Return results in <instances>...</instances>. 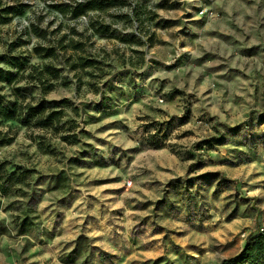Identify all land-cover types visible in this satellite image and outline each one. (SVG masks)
Listing matches in <instances>:
<instances>
[{
  "label": "rangeland",
  "instance_id": "rangeland-1",
  "mask_svg": "<svg viewBox=\"0 0 264 264\" xmlns=\"http://www.w3.org/2000/svg\"><path fill=\"white\" fill-rule=\"evenodd\" d=\"M0 69L77 137L0 121V264H220L264 230V0H0Z\"/></svg>",
  "mask_w": 264,
  "mask_h": 264
},
{
  "label": "trees",
  "instance_id": "trees-1",
  "mask_svg": "<svg viewBox=\"0 0 264 264\" xmlns=\"http://www.w3.org/2000/svg\"><path fill=\"white\" fill-rule=\"evenodd\" d=\"M88 4H79L76 15L86 13L88 8L91 7ZM85 62L84 64H89L88 61ZM5 81H7V73L3 69H0V90ZM67 107H70V103L66 99L60 101L45 99H32L29 101L26 99L9 100L0 91L1 122L15 121L27 128L39 127L48 131H54L57 134H61V138L64 141L72 142L77 137L75 134L68 133V129H66L67 125L73 123V120H64L65 109ZM15 134L14 130H0V144H10L14 140ZM150 142L156 145V142ZM262 258H264V230L261 232L258 229L257 235L246 240L238 255L224 259L220 264H257Z\"/></svg>",
  "mask_w": 264,
  "mask_h": 264
},
{
  "label": "crops",
  "instance_id": "crops-1",
  "mask_svg": "<svg viewBox=\"0 0 264 264\" xmlns=\"http://www.w3.org/2000/svg\"><path fill=\"white\" fill-rule=\"evenodd\" d=\"M207 34L208 35V32L206 31V30H204V34ZM203 34V35H204ZM205 34V35H206ZM214 38H212V39H214V40H216L215 38H216V36H213ZM222 40V39H221ZM215 42H218V41H215ZM212 44V43H211ZM214 44V43H213ZM210 53H212L213 55H215L217 52H216V50H213V51H210V50H208ZM222 53V52H221ZM224 54V53H223ZM227 54V53H226Z\"/></svg>",
  "mask_w": 264,
  "mask_h": 264
},
{
  "label": "built area",
  "instance_id": "built-area-1",
  "mask_svg": "<svg viewBox=\"0 0 264 264\" xmlns=\"http://www.w3.org/2000/svg\"><path fill=\"white\" fill-rule=\"evenodd\" d=\"M201 13L204 14V13H206V11L205 10H202Z\"/></svg>",
  "mask_w": 264,
  "mask_h": 264
}]
</instances>
